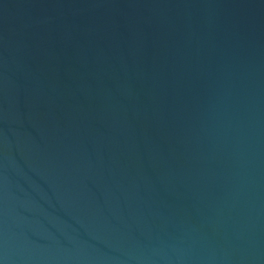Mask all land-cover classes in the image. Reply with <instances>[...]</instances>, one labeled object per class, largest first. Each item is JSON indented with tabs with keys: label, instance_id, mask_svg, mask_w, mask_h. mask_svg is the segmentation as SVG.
<instances>
[{
	"label": "water",
	"instance_id": "95a60500",
	"mask_svg": "<svg viewBox=\"0 0 264 264\" xmlns=\"http://www.w3.org/2000/svg\"><path fill=\"white\" fill-rule=\"evenodd\" d=\"M0 264H264V0H0Z\"/></svg>",
	"mask_w": 264,
	"mask_h": 264
}]
</instances>
